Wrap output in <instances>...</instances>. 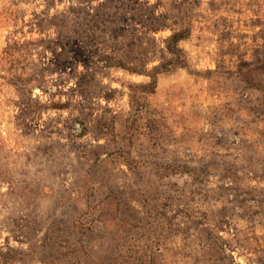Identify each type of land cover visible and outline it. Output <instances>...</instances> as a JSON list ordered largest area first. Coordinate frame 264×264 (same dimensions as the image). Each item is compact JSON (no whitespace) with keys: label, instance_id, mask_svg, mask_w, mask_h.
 <instances>
[{"label":"rangeland","instance_id":"1","mask_svg":"<svg viewBox=\"0 0 264 264\" xmlns=\"http://www.w3.org/2000/svg\"><path fill=\"white\" fill-rule=\"evenodd\" d=\"M0 264H264V0H0Z\"/></svg>","mask_w":264,"mask_h":264},{"label":"trees","instance_id":"2","mask_svg":"<svg viewBox=\"0 0 264 264\" xmlns=\"http://www.w3.org/2000/svg\"><path fill=\"white\" fill-rule=\"evenodd\" d=\"M184 34H185V30L176 32L174 34H172L169 39L166 42V48L167 50L171 53V54H175V52L177 50H175V45L177 42H179L180 40H182L184 38ZM162 68H164V65L162 66ZM157 68H153V72L156 71ZM152 77V76H151ZM153 85V81L148 84V86Z\"/></svg>","mask_w":264,"mask_h":264}]
</instances>
